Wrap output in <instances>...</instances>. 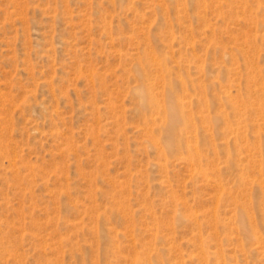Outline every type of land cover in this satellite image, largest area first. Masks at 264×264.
Instances as JSON below:
<instances>
[{
  "label": "rangeland",
  "instance_id": "1",
  "mask_svg": "<svg viewBox=\"0 0 264 264\" xmlns=\"http://www.w3.org/2000/svg\"><path fill=\"white\" fill-rule=\"evenodd\" d=\"M0 264H264V0H0Z\"/></svg>",
  "mask_w": 264,
  "mask_h": 264
},
{
  "label": "bare ground",
  "instance_id": "2",
  "mask_svg": "<svg viewBox=\"0 0 264 264\" xmlns=\"http://www.w3.org/2000/svg\"><path fill=\"white\" fill-rule=\"evenodd\" d=\"M173 106H175V105L173 104ZM180 120H181L180 114L177 112V110L175 108H173V110H171V112H170L169 123H168V128H167V132L169 135L173 134V132L176 129V127L178 126Z\"/></svg>",
  "mask_w": 264,
  "mask_h": 264
}]
</instances>
